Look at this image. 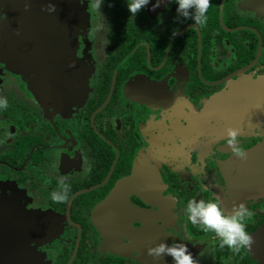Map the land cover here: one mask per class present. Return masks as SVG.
I'll return each mask as SVG.
<instances>
[{"label":"flooded vegetation","instance_id":"obj_1","mask_svg":"<svg viewBox=\"0 0 264 264\" xmlns=\"http://www.w3.org/2000/svg\"><path fill=\"white\" fill-rule=\"evenodd\" d=\"M154 2L131 16L126 0H79L80 95L63 97L0 59V194L28 211L13 209L30 220L17 239L26 264H172L147 249L176 240L197 264L262 263L248 248L219 247L184 206L214 198L231 212L243 202L246 232L264 223V195L241 201L230 189L237 156L224 138L240 129L243 152L264 139V0H209L201 25L177 22L171 0ZM138 171L155 175L160 199L132 192L146 213L129 222L104 205ZM61 178L69 190L53 202Z\"/></svg>","mask_w":264,"mask_h":264},{"label":"water","instance_id":"obj_2","mask_svg":"<svg viewBox=\"0 0 264 264\" xmlns=\"http://www.w3.org/2000/svg\"><path fill=\"white\" fill-rule=\"evenodd\" d=\"M79 0H9L0 22V59L21 72H32L37 82H51L61 96L80 95L85 89L81 72L76 66V36L80 26ZM49 5L54 7L48 12ZM83 81V82H82ZM229 186L241 201L264 195V139L244 151V158L235 157L227 166ZM155 175L139 171L117 182L105 207L128 219L140 220L146 210L131 200L132 192L144 191L149 202L159 200L155 193ZM159 187V186H158ZM108 203L110 206H108ZM20 203L9 204L0 194V264H26L17 248L22 247L30 220L13 209ZM19 233V235H18ZM24 233V234H23ZM248 250L264 264V223L252 235Z\"/></svg>","mask_w":264,"mask_h":264},{"label":"clouds","instance_id":"obj_3","mask_svg":"<svg viewBox=\"0 0 264 264\" xmlns=\"http://www.w3.org/2000/svg\"><path fill=\"white\" fill-rule=\"evenodd\" d=\"M102 0H98V7ZM163 0H155L151 8L154 10L159 7ZM150 0H126L127 9L131 16L148 6ZM175 4V20L177 22L191 20L195 25L203 24L206 19V13L209 8V0H171ZM55 9L52 5L47 8L48 12ZM176 32L173 30L172 35ZM7 107V100L0 98V109ZM259 132L261 128L257 125ZM240 129L227 127L225 129V144L233 149L236 156L244 158L243 150L238 147ZM59 190L51 193L53 202H62L66 199L68 186L63 178L58 181ZM187 221L203 232H212L218 238L219 247H227L231 252L239 253L241 249L250 247L252 237L246 232L244 220L249 215L246 205L241 202L234 207L231 212L225 211L217 199L193 200L189 199L184 206ZM154 261L161 260L165 256L171 257L172 264H197L192 253L188 250V245L182 241L160 243L147 249Z\"/></svg>","mask_w":264,"mask_h":264},{"label":"rangeland","instance_id":"obj_4","mask_svg":"<svg viewBox=\"0 0 264 264\" xmlns=\"http://www.w3.org/2000/svg\"><path fill=\"white\" fill-rule=\"evenodd\" d=\"M7 197H8V200H9V204L11 205V204H13V202H14V200H13V196L10 194V193H6L5 194ZM19 196V195H18ZM28 196H26V198H27ZM19 199V197L17 198V200ZM257 199V198H256ZM258 201H260V210H263L264 209V196H262V197H260L259 199H258ZM18 202H19V200H18ZM20 205V204H19ZM23 207H21L20 206V210H23L22 209ZM26 212H28L27 211V209H24Z\"/></svg>","mask_w":264,"mask_h":264}]
</instances>
